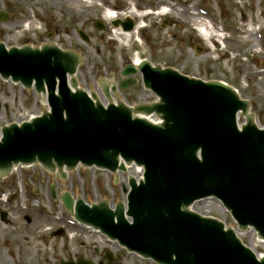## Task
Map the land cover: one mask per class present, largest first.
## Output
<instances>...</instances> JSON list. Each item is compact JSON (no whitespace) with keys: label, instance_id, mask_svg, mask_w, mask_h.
Instances as JSON below:
<instances>
[{"label":"water","instance_id":"1","mask_svg":"<svg viewBox=\"0 0 264 264\" xmlns=\"http://www.w3.org/2000/svg\"><path fill=\"white\" fill-rule=\"evenodd\" d=\"M8 21L0 12V23ZM118 25L124 32L133 29L130 21L112 23ZM79 63L77 55L55 46L7 50L0 43V78L46 95L48 106L39 117L0 129V178L14 166L35 164L49 172L81 166L111 174L141 167L143 180L129 179L126 210L123 204L111 210L105 202L88 207L68 194L61 203L77 222L156 264H264L230 229L187 210L214 198L239 230L251 228L264 242V128L255 125L249 104L223 83L189 79L143 61L137 68L125 63L120 76L139 73L159 103L130 109L117 101L103 107L95 95L77 89L73 76ZM133 84L122 81L119 88ZM102 87L108 99V86ZM239 115L247 116L241 129Z\"/></svg>","mask_w":264,"mask_h":264},{"label":"rangeland","instance_id":"2","mask_svg":"<svg viewBox=\"0 0 264 264\" xmlns=\"http://www.w3.org/2000/svg\"><path fill=\"white\" fill-rule=\"evenodd\" d=\"M161 6L168 7L165 14ZM111 9L116 18L108 19ZM0 11L9 15L8 23L0 24V43L7 48L55 45L76 54L80 63L73 78L82 91L96 89L104 97L105 81L116 88L111 94L129 107L157 103L142 87L140 75L120 77L125 63L138 58L188 78L232 87L248 102L255 124L264 127V0H0ZM119 20L131 21L135 32L127 36L115 30L111 24ZM126 79L134 84L120 90ZM47 110L45 96L0 79V128ZM131 177L140 178L133 167L115 175L79 167L61 179L59 173L35 166L0 179V217H5L0 218V264L76 263L79 258L109 264L105 252L118 257L111 264H152L74 225L60 202L70 194L88 205L123 204ZM195 210L224 222L241 235L243 245L264 256L255 232L238 231L216 201L199 202Z\"/></svg>","mask_w":264,"mask_h":264},{"label":"bare ground","instance_id":"3","mask_svg":"<svg viewBox=\"0 0 264 264\" xmlns=\"http://www.w3.org/2000/svg\"><path fill=\"white\" fill-rule=\"evenodd\" d=\"M164 14H165V12H163ZM110 15V14H109ZM109 18H113L112 16H110V17H108V19ZM124 18H127V19H130V20H133L132 18V16L131 15H126ZM142 18V17H141ZM115 30H117V29H115ZM135 31L133 30L132 32H129V33H127V32H121V34H125V35H127V36H130L131 34H133ZM141 62V59H135L134 61H133V65L135 66V67H137V65L139 64ZM104 83H105V81H103ZM106 84V83H105ZM107 85V84H106ZM87 93L89 94H93V95H95V97H96V99H97V101H99L101 104H103V105H107L108 103H109V101H112L113 103H117V101H118V103H122L121 101H119V99H117V94H111L110 95V100L108 99V100H106L104 97H102V95L100 94V92L98 91V90H96V89H94V90H92V89H90V90H88L87 91ZM43 105L45 106V102L43 103ZM249 115H251V114H249ZM247 117V116H246ZM246 117H242V119H243V121H245L246 120ZM239 118H240V116H238V125L240 126V123H239ZM145 119H147L148 121H149V118H145ZM151 119V118H150ZM136 173H137V171H136ZM72 196V195H71ZM97 233V232H96ZM235 234H236V236L239 238L241 235L240 234H238L237 232H235ZM259 243H261V241L259 240Z\"/></svg>","mask_w":264,"mask_h":264}]
</instances>
